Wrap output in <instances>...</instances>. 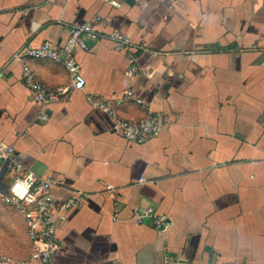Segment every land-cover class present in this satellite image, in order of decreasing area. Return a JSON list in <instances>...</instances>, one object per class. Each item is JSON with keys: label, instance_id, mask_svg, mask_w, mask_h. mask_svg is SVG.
Here are the masks:
<instances>
[{"label": "crops", "instance_id": "obj_1", "mask_svg": "<svg viewBox=\"0 0 264 264\" xmlns=\"http://www.w3.org/2000/svg\"><path fill=\"white\" fill-rule=\"evenodd\" d=\"M85 23L128 37L138 72L126 76L127 51L86 39L76 51L85 90L50 105L41 122L15 55L61 46ZM27 63L46 86L68 85L62 66ZM125 91L148 108L115 107L124 119H168L145 144L125 140L86 99ZM0 144L62 182L56 203L83 196L58 223L48 264H264V0H0ZM11 182L0 170V187ZM146 208L173 227L136 224ZM31 253L21 214L0 198V255Z\"/></svg>", "mask_w": 264, "mask_h": 264}, {"label": "built area", "instance_id": "obj_2", "mask_svg": "<svg viewBox=\"0 0 264 264\" xmlns=\"http://www.w3.org/2000/svg\"><path fill=\"white\" fill-rule=\"evenodd\" d=\"M111 4L115 8L121 6L116 1ZM96 20L102 21L101 17H97ZM86 39H107L114 44L117 50L127 51L129 68L126 76L131 79L138 72L136 64L138 47L118 31L102 34L89 23L70 27L69 37L61 46L50 42H45L39 47L25 46L17 52L15 59L21 66L24 85L39 105V121H48L50 105L64 100L73 92L85 90L86 80L76 59V51L87 49ZM29 60L50 61L62 66L69 75L68 85L55 88L46 86L37 78L27 63ZM86 99L92 107L109 115L116 133L125 140L139 145L159 135L168 122L164 115L151 112L138 120H126L121 117L115 107L128 101H134L148 108V104L134 98L131 91H125L121 98L114 100L95 95H86ZM3 169L12 175V182L6 187H0V198L21 214L28 239L32 243V253L25 261H16L8 256L0 255V264H32L35 262L48 264L60 247L57 237L58 223L66 221L67 211L82 204L83 196H75L65 203H56L52 196V189L61 186L62 182L36 175L24 166L12 146L0 144V170ZM132 219L138 225L150 222L158 231H165L174 225L167 215L159 214L153 208L135 211ZM168 261L171 262L172 259ZM175 264L183 263L177 261Z\"/></svg>", "mask_w": 264, "mask_h": 264}]
</instances>
